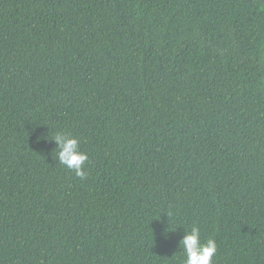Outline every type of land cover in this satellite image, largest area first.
<instances>
[{"label":"trees","instance_id":"obj_1","mask_svg":"<svg viewBox=\"0 0 264 264\" xmlns=\"http://www.w3.org/2000/svg\"><path fill=\"white\" fill-rule=\"evenodd\" d=\"M193 224L264 264V0H0V264H182Z\"/></svg>","mask_w":264,"mask_h":264},{"label":"clouds","instance_id":"obj_2","mask_svg":"<svg viewBox=\"0 0 264 264\" xmlns=\"http://www.w3.org/2000/svg\"><path fill=\"white\" fill-rule=\"evenodd\" d=\"M56 142L55 158H58L59 164L75 173L81 180L85 179L87 172L85 164L89 159L86 151L80 148V140L77 136L67 132H57L53 138ZM179 247L183 251L182 264H213V258L218 251V245L215 239H201V229L193 224L179 242Z\"/></svg>","mask_w":264,"mask_h":264}]
</instances>
